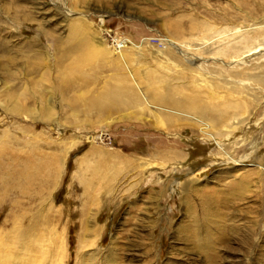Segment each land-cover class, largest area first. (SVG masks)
Wrapping results in <instances>:
<instances>
[{
  "label": "rangeland",
  "instance_id": "obj_1",
  "mask_svg": "<svg viewBox=\"0 0 264 264\" xmlns=\"http://www.w3.org/2000/svg\"><path fill=\"white\" fill-rule=\"evenodd\" d=\"M262 43L264 0H0V264H264Z\"/></svg>",
  "mask_w": 264,
  "mask_h": 264
},
{
  "label": "bare ground",
  "instance_id": "obj_2",
  "mask_svg": "<svg viewBox=\"0 0 264 264\" xmlns=\"http://www.w3.org/2000/svg\"><path fill=\"white\" fill-rule=\"evenodd\" d=\"M113 38V37H112ZM113 41H114V43H115V46H119V44L121 43V41H120V43H118V40H116V38H113ZM121 45V44H120ZM264 46V43H262V44H259V45H257V46H255L253 49H250V50H248L247 52H246V54L247 55H251V52L252 51H259L260 50V46ZM254 53V52H253ZM242 56V54L241 55H238V56H234L235 58H236V60H238L240 57ZM235 58H233V59H235Z\"/></svg>",
  "mask_w": 264,
  "mask_h": 264
}]
</instances>
